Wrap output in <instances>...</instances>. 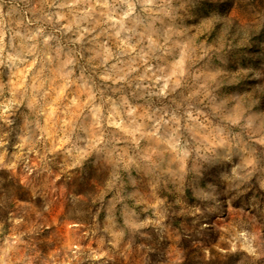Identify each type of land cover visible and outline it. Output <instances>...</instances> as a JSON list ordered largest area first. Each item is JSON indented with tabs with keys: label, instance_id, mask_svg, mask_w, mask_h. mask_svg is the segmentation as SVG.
I'll list each match as a JSON object with an SVG mask.
<instances>
[{
	"label": "clouds",
	"instance_id": "obj_1",
	"mask_svg": "<svg viewBox=\"0 0 264 264\" xmlns=\"http://www.w3.org/2000/svg\"><path fill=\"white\" fill-rule=\"evenodd\" d=\"M0 264H264V0H0Z\"/></svg>",
	"mask_w": 264,
	"mask_h": 264
}]
</instances>
